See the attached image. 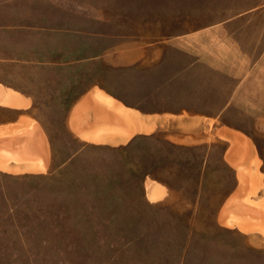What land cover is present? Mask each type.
Instances as JSON below:
<instances>
[{
    "label": "rangeland",
    "instance_id": "1",
    "mask_svg": "<svg viewBox=\"0 0 264 264\" xmlns=\"http://www.w3.org/2000/svg\"><path fill=\"white\" fill-rule=\"evenodd\" d=\"M125 4L0 0V80L31 95L20 108L0 102V148L8 151L0 166V264H264V113L132 135L148 127L125 108L134 117L112 115L82 133L87 139L71 125L70 101L95 80L111 87L113 79L109 65L68 63L111 42L113 22L123 25L114 12ZM235 5L264 12V0ZM240 68L234 77L248 79L251 67ZM256 69L264 87V64ZM239 92L242 105L255 101ZM88 109L80 127L94 123ZM223 120L247 127L237 131L260 159L249 165L251 190L228 157L230 140L218 133ZM34 125L45 148L30 135ZM29 155H44L46 167L32 169ZM236 193L242 200L227 207L229 224L221 213ZM233 209L253 227L241 228Z\"/></svg>",
    "mask_w": 264,
    "mask_h": 264
},
{
    "label": "crops",
    "instance_id": "2",
    "mask_svg": "<svg viewBox=\"0 0 264 264\" xmlns=\"http://www.w3.org/2000/svg\"><path fill=\"white\" fill-rule=\"evenodd\" d=\"M124 1L126 8L123 5L114 12L123 25L116 27L113 22L111 42L68 63L112 67L113 86L97 79L70 101L69 120L77 134L87 139L82 133L96 123L113 121L112 114L95 99L96 89L111 96L118 105L137 112L140 118L143 116L141 120L148 129L132 135L168 128L173 123H178L171 125L175 130L181 123L186 124L185 129L194 130V124L202 118L214 119L220 114L264 113V87L256 75V67L264 64V12L235 5L241 0ZM220 1H226L225 6H218ZM204 18L216 19L200 25L199 19ZM225 66L231 68L224 69ZM240 67H251L248 79L234 77L243 73ZM240 90L255 101L242 105ZM4 93L16 94V99L5 103L1 100ZM29 97L18 86L0 80V102L20 108ZM89 107L95 110L90 112L92 119L94 113V123L88 128L80 127L77 119ZM222 122L236 130L247 128ZM32 135L43 146L38 127Z\"/></svg>",
    "mask_w": 264,
    "mask_h": 264
},
{
    "label": "bare ground",
    "instance_id": "3",
    "mask_svg": "<svg viewBox=\"0 0 264 264\" xmlns=\"http://www.w3.org/2000/svg\"><path fill=\"white\" fill-rule=\"evenodd\" d=\"M16 95V94H15ZM11 94V93H4L2 95V101H4L6 103V101H12L14 99H16V96ZM94 97L95 99L102 104L104 107H106L107 110H109V112L114 115V116H118L120 114H126L129 118L131 116H133L134 114L127 111L124 107H122L121 105H118V102H116L113 98L108 97L107 95L102 94L100 91L95 90L94 93ZM14 104V103H13ZM12 104V105H13ZM120 104V103H119ZM137 116V115H136ZM135 116V117H136ZM134 117V116H133ZM37 130V125H34L32 127V131L30 132V135L33 134L35 131ZM2 133V131H1ZM0 133V134H1ZM218 133L222 136L225 137L227 139L230 140L232 146H230V151L228 153V157L230 158L231 162L233 163V165H235L237 171H238V176L241 180V183L243 185H245L243 188H245L244 190H246V187L249 186V189L251 190L252 186H253V181H252V176L248 173L249 172V165L250 163L253 162H257L260 159H257V155L254 149V145L252 144V142L250 141V139L244 135L243 133L237 131V130H233L227 127L221 128ZM42 134V133H41ZM1 136V135H0ZM43 143V142H42ZM45 148V146L43 147ZM26 151V150H25ZM257 151V150H256ZM8 151L6 149L0 148V166H5L6 164V159H7V153ZM21 152V151H20ZM25 153V152H24ZM27 153V152H26ZM10 154V153H9ZM8 154V155H9ZM19 154V153H18ZM17 154V155H18ZM16 155V156H17ZM22 155V154H21ZM25 155V154H23ZM230 155V156H229ZM15 156V155H13ZM15 156V157H16ZM19 157V156H18ZM21 157V156H20ZM25 158L26 161H28L30 163V167L32 169H38V168H43L46 167V161H45V157L44 155H41L38 158H33L32 156H23ZM259 158V157H258ZM32 164V165H31ZM258 167V165H257ZM242 188V189H243ZM258 189V188H257ZM160 187L157 186H153L152 191H150L149 197L151 199H155L157 198V194L159 193ZM161 191V190H160ZM246 192V191H244ZM254 194V193H253ZM244 196V195H243ZM240 197L242 198V196H240L238 193H236V195H233L232 198L228 201L226 207L224 208V213L222 214L221 220L223 217H226L229 224H230V215H227L229 213L226 212L227 207L228 206H234L237 204H239L238 202H240L242 199H240ZM244 200V199H243ZM237 201V204H235ZM246 202V201H245ZM251 203V202H250ZM244 204V203H243ZM252 205V204H251ZM258 205V204H257ZM235 206V207H236ZM241 206V204H240ZM246 206V205H245ZM247 206H249L247 204ZM256 206V205H255ZM239 208V206H237ZM236 207V208H237ZM249 207H253L249 206ZM258 207V206H257ZM255 209V208H254ZM257 209V208H256ZM260 210V209H258ZM237 211V210H236ZM234 209L231 210V216L236 217V221L238 222V224L241 226V228H245V229H250L251 224L248 223L247 219H245L244 217L240 216ZM241 214V213H240ZM246 215V214H244ZM248 217V216H247ZM256 218V217H255ZM262 218L260 217V220ZM258 222H261V221ZM253 221V220H252ZM253 223V222H252ZM262 225V224H260ZM264 225V224H263ZM255 226V225H254ZM262 227V226H261ZM260 227V228H261Z\"/></svg>",
    "mask_w": 264,
    "mask_h": 264
}]
</instances>
